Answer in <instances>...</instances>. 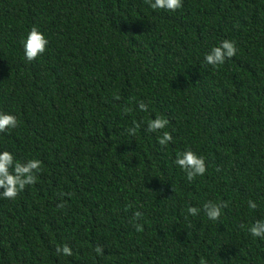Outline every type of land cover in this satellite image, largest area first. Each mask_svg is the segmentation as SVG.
I'll list each match as a JSON object with an SVG mask.
<instances>
[{
  "label": "trees",
  "instance_id": "1",
  "mask_svg": "<svg viewBox=\"0 0 264 264\" xmlns=\"http://www.w3.org/2000/svg\"><path fill=\"white\" fill-rule=\"evenodd\" d=\"M182 4L0 0V112L18 120L0 152L42 162L0 198V264H264V238L247 231L264 220V0ZM34 25L49 43L29 62ZM224 39L236 55L207 64ZM157 116L168 125L147 131ZM189 148L207 166L192 181L175 163ZM208 201L227 202L218 220Z\"/></svg>",
  "mask_w": 264,
  "mask_h": 264
},
{
  "label": "clouds",
  "instance_id": "2",
  "mask_svg": "<svg viewBox=\"0 0 264 264\" xmlns=\"http://www.w3.org/2000/svg\"><path fill=\"white\" fill-rule=\"evenodd\" d=\"M145 3L149 4L152 9H165L168 11H176L180 9L183 4L182 0H145ZM24 57L27 61L31 62L36 60L38 56L46 51L49 43L45 34L39 30L37 26H32L28 32L26 38L22 41ZM237 53L236 44L229 39L222 40L219 45L214 46L208 53L205 54V62L212 66H219L225 63L226 59H231ZM139 108L142 111H147L148 106L143 102H139ZM124 111L127 113L129 109L125 107ZM169 121L162 117L148 121L147 131L160 132L165 129ZM18 125L17 117L13 114L0 112V133L6 132L8 129H14ZM138 124L129 128L128 134L135 135ZM173 140V136L169 131H163L162 135L158 136V143L161 146H166ZM41 161L38 159H30L27 162H20L14 159L13 154L4 150L0 152V198L15 199L17 195L25 189L27 185L34 184L36 182L35 173L41 169ZM175 163L186 172V178L188 181H192L197 176H203L207 171L205 158L198 155L192 149H187L177 155ZM227 206V202H221L219 204L208 201L204 203L203 210L210 220H218L221 216V209ZM248 206L251 209H256L257 204L254 200L248 201ZM58 207H63L61 203ZM188 214L198 215L199 209L195 206H189L187 209ZM143 213L136 211L134 213V219L139 220ZM142 225L137 223L135 228L137 231L142 230ZM245 227V225H241ZM248 233L253 237L264 238V220H257L251 226L247 227ZM57 254H63L65 256H71L73 254L69 245L57 246ZM98 254L103 253V248L99 245L96 247ZM200 264H207L202 258Z\"/></svg>",
  "mask_w": 264,
  "mask_h": 264
}]
</instances>
